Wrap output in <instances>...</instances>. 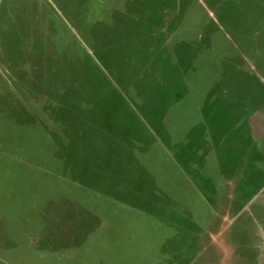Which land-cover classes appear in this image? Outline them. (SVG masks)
I'll list each match as a JSON object with an SVG mask.
<instances>
[{
  "label": "rangeland",
  "instance_id": "1",
  "mask_svg": "<svg viewBox=\"0 0 264 264\" xmlns=\"http://www.w3.org/2000/svg\"><path fill=\"white\" fill-rule=\"evenodd\" d=\"M122 1L0 0V264H169L171 256V264H264V169L256 181L252 176L247 182L242 232L231 233L229 223L220 229L224 235L213 240L214 227L204 231L197 253L190 256L185 240L179 246L174 224L164 233L163 221H176L179 227L185 208L200 209L202 221L209 220V210L216 207L209 171L225 167L227 157L222 150L201 151V156L192 150L199 141L189 138L169 144L141 114L138 103L145 100L135 96L134 103L131 86L150 85L154 66L162 62L160 52L182 46L169 41L156 52L160 46L145 38L142 51L153 56L138 61L130 16L116 10L128 8ZM168 1L183 9L189 2ZM211 1L200 2L204 7ZM213 1L219 7L243 4L264 11V0ZM211 27L202 30L195 45L201 48L195 76L200 86L190 79L188 100H204L215 82L223 94L230 87L240 101H252L257 83L247 72L262 75L264 39L251 44L252 28L224 27L210 47ZM226 32L231 39L224 38ZM150 33L156 34L154 29ZM261 33L264 38V29ZM207 48L213 49L211 59ZM236 69L247 71L235 76ZM122 102L131 104L138 119L132 113L113 118L114 110L128 108ZM94 104L97 114L84 112ZM253 110L247 109L250 116ZM252 118L251 136L262 138L264 109L261 119ZM237 143L227 140L226 145L235 148ZM257 143L264 146V140ZM223 183L225 198L231 184ZM223 208L225 213L232 204ZM117 214L137 215L138 220L120 221L132 230L131 246L109 254L98 243L104 234L87 238L97 223L93 217L110 224ZM111 227L106 235L116 230ZM119 230L126 236H113L126 240L125 228Z\"/></svg>",
  "mask_w": 264,
  "mask_h": 264
},
{
  "label": "crops",
  "instance_id": "2",
  "mask_svg": "<svg viewBox=\"0 0 264 264\" xmlns=\"http://www.w3.org/2000/svg\"><path fill=\"white\" fill-rule=\"evenodd\" d=\"M200 1L203 0H189L190 3L188 2V6H185L184 9L177 1L170 4L168 0H124L122 1L124 6L129 3L125 11H123L122 7L116 6V10L119 12H126L128 9L132 28L134 29L135 27L145 30L144 32L146 33L142 34L141 37L149 39L148 41H150L152 45H159L160 48L157 49L156 52L158 50L160 51L161 47L164 46V44H168L169 41L170 44L172 43V46H174V42L177 46H182L178 50L177 48H171L168 52H166V50L160 52L162 62H158L154 66L155 75L159 73L161 75L162 92L168 94L167 99L162 101L161 104L166 112L163 110L160 121H158L159 119L155 120L157 122L156 124H160L159 130L163 139L171 144L173 141H178L179 139L183 141L189 138L188 140L191 141H199L197 147L195 144L193 145L192 150L195 152L208 151L213 154V150L218 152L222 150L221 153L227 157L226 163L224 164L225 167L222 165L220 170L215 171H213L212 167L209 171L211 176L210 180L207 181L210 189V196H212V204L214 203L216 206L211 211L209 210V220L206 222L202 221L200 209L190 207L188 209L185 208V210L181 212L182 214L179 216V227L176 221H163L162 229L163 231L165 229L164 233H166V226L168 229H171L172 224L175 225V233H178L180 241L179 246H183V241L185 240L188 245L187 248L189 249L188 256L197 253L204 231L210 233L211 229L214 227L212 235L213 240L216 239L217 236L224 235V233L222 234L223 230L220 229L229 225V223H231L229 226L231 233L234 230L242 232L239 229H243L247 224H245L246 219H243V211L248 202H245V197L247 196L249 188L247 182H250L252 176H254L252 180L256 181L264 169V146H260V143H257V140H264V136L258 139L256 137L254 138L251 136L250 131L253 120L252 117H259V119H261L262 110L264 109V86L261 83L262 80L264 81L263 69H261L262 75L260 73V75H256L251 71L247 72L255 79L254 83H257V91L254 92V96H251L252 101H247L245 100L246 98H244V101H240L230 87H227L226 93L223 94L215 82L209 85V90L204 100H196L194 102L188 100L191 92L189 86L190 79L194 78L198 86H200L198 83L199 79H196L195 76L199 67L196 58L201 48L198 49L195 45L198 40L202 38L199 37L202 30L206 26L213 25V27H211L213 31L209 33L210 36L206 39V45L211 47L213 46L214 36L218 35L221 28L224 29L225 27L229 30L233 28H252V30H250L251 35L248 36V39H250V43L254 42L251 44H255L257 39H264L258 36L262 34L261 31L264 29V11H262V14L255 20V9L251 11H241L239 8L226 6L225 10H220L216 6L213 8V0L209 5L210 8L209 6L203 7ZM122 2L120 4H122ZM192 2H195L193 6H191ZM193 7H198L199 12L193 11ZM211 8H213V10ZM166 15L168 17H166ZM152 29L155 30L156 34L150 33ZM166 29L169 30L168 33L165 32ZM168 34L171 35L168 36ZM228 37L231 39L230 33L226 32L224 38L228 39ZM239 39L242 40L243 43L246 42L243 41L246 40V37H240ZM235 43L237 44L239 42ZM187 45L188 47H186ZM207 51L208 52L205 53L211 59L213 57V49L207 48ZM246 57L248 60L250 59V61L255 59L253 56L249 55ZM236 70H238V72H234L235 76L240 72L247 71L244 69ZM248 99L250 100V97ZM239 102H241L242 105H239ZM217 109L226 110V116L219 115L220 113H217ZM247 109H254L253 116L251 115L252 117L250 116L251 112L247 111ZM156 132H158V130ZM227 140H234L238 143L235 148H233L230 144L228 146L226 145ZM250 140L254 141L250 142ZM235 149H237V153H232ZM203 152L200 153L201 156ZM205 154L207 153H204V155ZM232 155H236V157ZM248 157L253 159L252 165L248 163L246 159ZM199 167L202 170V166ZM260 167H262V169H260ZM221 178L223 181L231 184V193L229 192L226 194L225 198L222 195L223 191H225L224 187H227V184L224 186L223 181L220 180ZM194 203L195 202H192L191 204ZM224 204H232V208H228L225 213L222 211L225 209L223 208ZM229 212H231V215H227ZM117 215L118 217L113 219L110 224L99 216L93 217V220L97 223L95 227H93V225L90 226L92 231L87 238L89 241L91 237H95L98 234L102 236L104 234L102 239H98V243L101 246H105L104 248L106 251L110 252L109 254L121 251V247L131 246L128 236L132 235V230H128L127 225H121L120 221L125 218L127 221L138 220L137 215ZM109 227L116 229L112 232V235H106V231ZM120 227H124L126 230V240L118 241L116 237L113 236L118 235L120 237L122 235L123 238L126 236L125 231L119 230ZM107 237L109 238V242L103 240L107 239ZM165 239L166 238L162 239V241L164 242ZM126 242L128 243L125 244ZM105 243L106 245H104ZM109 243H111V245H109ZM180 250L183 252L184 248ZM184 252L186 254V250ZM171 257L168 261L169 264L172 263L171 260H175L171 259ZM114 261L113 258L112 262ZM82 264H86V262ZM96 264L107 263L105 260H101L99 262L97 261Z\"/></svg>",
  "mask_w": 264,
  "mask_h": 264
},
{
  "label": "trees",
  "instance_id": "3",
  "mask_svg": "<svg viewBox=\"0 0 264 264\" xmlns=\"http://www.w3.org/2000/svg\"><path fill=\"white\" fill-rule=\"evenodd\" d=\"M215 6L218 9H220V10H225V7H226L225 4H223L224 7H219L214 1L213 2V8ZM227 6H231V7H234V8H239V9H241V11L242 10H250L251 11L252 9H255L256 13L254 14V16L255 15L256 16H260L262 14L261 13L262 10L256 9V8H252V7H248V6L246 7L243 4H239V5H237V4H228ZM124 13L127 15L128 14V9ZM142 34H144V33H141V30H139V29H137L135 27L133 29L131 27V36L136 37L135 38L136 40L134 39V41L132 43L133 45H135V50L136 51H134V53L135 52L137 53L136 57H137V59H139L138 61L145 62V61H149L151 56H153V55H152V53H151V56H149L148 54L146 55V54L143 53L142 48L144 46L143 43L145 41V38L141 37ZM131 42H132V39H131ZM150 67H152V64L149 66V68ZM142 69H143V65H141V70ZM144 70L145 69H143V71H141V72H144ZM151 71H152V68H151ZM138 72H140V71H138ZM148 82L150 83V85H148V84H146V86L145 85H140V87H137L136 90L133 89L135 87L131 86L130 92L132 94L131 96L133 97L134 101H136L135 100V96H136L137 99H141V97H143V100H145V101H142V102L139 101V103L136 101L134 103H138L139 104V108H140L141 114L143 116H145L147 122L149 124L153 125L155 130L156 131L158 130L159 133L158 132L157 133L160 134V130H159L160 129V126H159L160 124L159 125L156 124L157 122L155 120L159 119L158 121H160V118L163 115L162 112H163V110H165V109H163V105H161V104H162V101L167 99L168 94L167 93L165 94V93L162 92L161 75H160V73L155 75V73L153 72V74H151V77L148 80ZM95 84L96 83H94L93 85H95ZM119 96H120L121 99H123L122 96L120 95V93H119ZM121 104L122 105L126 104L128 106V108H126V110H123V106H122V110L121 111L116 112L114 110L113 113L110 112V110H109V112L113 114V118L115 116H117V117H119V119H124L125 117H129L131 115V113H132L133 117L135 119H138L137 116H136L135 111L133 110V108L131 106V104H129L128 102H122ZM117 106H119V104H117ZM95 108H96V104L87 105L85 110H84V112L86 113L88 110H92L94 112V114H97V113H95V111H97V110H94ZM112 109H114V108H112ZM216 111H217L218 114L220 113L219 115L226 116V113H227L226 110L217 109ZM164 112H166V110ZM80 113H82V112L79 111V114ZM104 113L107 114L108 113V109L105 110ZM77 127L81 128V130H82L83 126L80 125V126H77ZM103 134L110 137L112 133L111 132H104ZM135 149L144 150V149H140V147H138V146H134V150ZM246 159L248 160V163L250 165H252L253 159H251V157H248Z\"/></svg>",
  "mask_w": 264,
  "mask_h": 264
}]
</instances>
